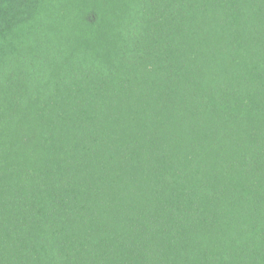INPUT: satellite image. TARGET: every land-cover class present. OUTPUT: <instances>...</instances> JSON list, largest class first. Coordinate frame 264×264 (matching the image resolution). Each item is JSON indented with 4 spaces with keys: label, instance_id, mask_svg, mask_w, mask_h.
Segmentation results:
<instances>
[{
    "label": "trees",
    "instance_id": "trees-1",
    "mask_svg": "<svg viewBox=\"0 0 264 264\" xmlns=\"http://www.w3.org/2000/svg\"><path fill=\"white\" fill-rule=\"evenodd\" d=\"M0 264H264V0H0Z\"/></svg>",
    "mask_w": 264,
    "mask_h": 264
}]
</instances>
